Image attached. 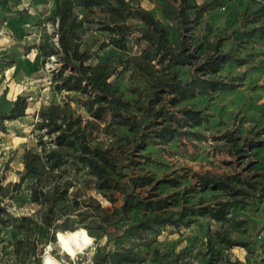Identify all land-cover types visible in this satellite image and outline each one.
Instances as JSON below:
<instances>
[{
    "label": "rangeland",
    "instance_id": "obj_1",
    "mask_svg": "<svg viewBox=\"0 0 264 264\" xmlns=\"http://www.w3.org/2000/svg\"><path fill=\"white\" fill-rule=\"evenodd\" d=\"M59 0H0V111L8 112L14 100L22 95L28 100L25 116L5 122L0 131V205L6 207V219L13 225L0 224V264H43L44 258L59 264H264V193L246 198V203L231 208L229 221H216L209 215L195 216L187 225H136L144 220L142 209L126 216L112 217L113 208L108 194L96 187V178L82 166L68 164L61 171L45 172L42 182L25 176L24 153L34 149L37 136L36 113L55 103L68 104L69 110L83 119L90 118L80 92L56 91L51 71L56 66L45 59L38 47L57 40L53 15ZM141 4L167 26L171 42L180 37L178 28L162 14L164 0H130ZM207 5L194 37H208L210 41L224 38L223 49L248 59V63L226 64L222 77L238 87L232 90L203 94L186 104L206 109L211 115L208 123L195 130L205 138H183L168 144H151L142 153L151 161L141 160L135 171L149 173L156 179L167 174L180 177V187L163 185V194L191 185L193 174L222 176L241 172L243 177L260 171L264 165V146L248 148L245 158L232 155V143L225 134L264 141V35L251 34L254 27L264 25V0H197ZM130 22L138 23L130 20ZM83 48L92 53V62H117L121 69L131 64L139 48L134 36L129 38L127 51L112 46L101 48L104 32L93 27L80 31ZM189 69L182 73L187 75ZM124 97L134 100L144 91L145 84L130 69L115 78ZM137 89V92L133 90ZM94 143L110 148L117 162L126 163L132 137L125 128L108 127L107 120L95 121ZM249 170H245V169ZM129 171V170H126ZM48 192L55 202L53 212L49 204L32 201V190ZM116 196L121 199L118 193ZM200 199L205 204L227 199L218 190L194 194L190 203ZM177 208V207H176ZM108 213V214H107ZM55 219V227L51 223ZM109 220V222L107 221ZM236 221H242L236 226ZM85 228L90 242L73 253L61 249L58 231ZM216 232L226 234L240 244L227 247L219 243ZM49 251V252H48Z\"/></svg>",
    "mask_w": 264,
    "mask_h": 264
},
{
    "label": "trees",
    "instance_id": "obj_2",
    "mask_svg": "<svg viewBox=\"0 0 264 264\" xmlns=\"http://www.w3.org/2000/svg\"><path fill=\"white\" fill-rule=\"evenodd\" d=\"M206 11L207 5H199L197 0H164L162 14L180 32L179 39L171 42L164 22L141 4L130 0H59L50 37L57 41L53 44L47 41L38 49L45 59L54 58L53 88L58 92L83 94L90 118L85 120L76 115L67 103L42 107L36 113L35 128L40 131L36 146L26 150L23 156L24 175L36 177L39 183L45 172H58L72 163L82 166L96 178V187L108 194L110 202L120 201L113 208L112 217L143 210L145 218L136 225L142 229L154 225H187L193 217L206 214L216 221H229L233 206L264 193V165L247 177L241 172L222 176L193 174L195 181L191 185L168 194H163L161 187H180V177L167 174L156 179L147 172L135 171L141 160L151 161L142 153L151 144L205 138L195 128L208 123L211 115L206 109L186 104L187 101L239 86L222 77L220 71L229 63L247 64L248 59L235 55L233 49L224 50V38L210 41L205 36L194 37ZM92 27L105 33L101 48L112 46L127 51L129 38L134 36L139 50L132 63L124 64L121 69L118 68L121 60L93 63L92 53L83 48L80 33ZM254 33L264 35V25L254 27L251 34ZM185 68L189 69L187 75L182 73ZM128 69L145 84L144 91L134 100L125 98L115 84V78ZM27 109V98L18 96L8 112L0 111V131L6 130V121L25 116ZM102 120H107L108 127L125 128L132 134L127 140L126 163L120 165L110 148L94 143L93 132L98 128L95 121ZM224 138L232 143L230 153L241 159L247 156L248 148L264 146V141L256 139L245 138L239 145L240 136L225 134ZM207 190L221 191L227 199L208 204L202 199L190 203L191 196ZM41 196L47 197L48 192L32 190V201L49 204L53 212L55 202ZM6 213V207L0 205V224L13 225L5 218ZM54 222L55 219L49 225L55 227ZM242 224L236 221V226ZM216 238L227 247L240 244L221 232H216Z\"/></svg>",
    "mask_w": 264,
    "mask_h": 264
},
{
    "label": "bare ground",
    "instance_id": "obj_3",
    "mask_svg": "<svg viewBox=\"0 0 264 264\" xmlns=\"http://www.w3.org/2000/svg\"><path fill=\"white\" fill-rule=\"evenodd\" d=\"M58 239V243L61 246V249L66 252L69 251L73 253L75 249L79 247H84L88 242H90V238L88 232L85 228H78L75 230H67V231H58L56 235ZM49 252V251H48ZM50 259L44 258L43 264L45 261ZM51 264H59L51 261Z\"/></svg>",
    "mask_w": 264,
    "mask_h": 264
},
{
    "label": "clouds",
    "instance_id": "obj_4",
    "mask_svg": "<svg viewBox=\"0 0 264 264\" xmlns=\"http://www.w3.org/2000/svg\"><path fill=\"white\" fill-rule=\"evenodd\" d=\"M45 264H51V261L46 260V261H45Z\"/></svg>",
    "mask_w": 264,
    "mask_h": 264
}]
</instances>
